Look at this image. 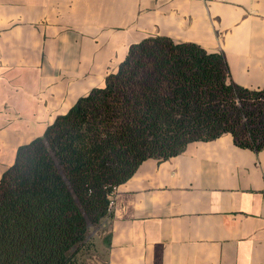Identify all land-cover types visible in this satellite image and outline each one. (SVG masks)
Segmentation results:
<instances>
[{
  "label": "crops",
  "instance_id": "0c3cea01",
  "mask_svg": "<svg viewBox=\"0 0 264 264\" xmlns=\"http://www.w3.org/2000/svg\"><path fill=\"white\" fill-rule=\"evenodd\" d=\"M224 55L264 86V0H0V175L146 36ZM93 264H264V149L229 133L143 159L118 184Z\"/></svg>",
  "mask_w": 264,
  "mask_h": 264
},
{
  "label": "trees",
  "instance_id": "16d2710c",
  "mask_svg": "<svg viewBox=\"0 0 264 264\" xmlns=\"http://www.w3.org/2000/svg\"><path fill=\"white\" fill-rule=\"evenodd\" d=\"M229 133L264 149V86L229 75L224 55L146 36L101 86L19 145L0 175V264H82L89 223L110 215L114 188L145 158Z\"/></svg>",
  "mask_w": 264,
  "mask_h": 264
},
{
  "label": "rangeland",
  "instance_id": "374dc122",
  "mask_svg": "<svg viewBox=\"0 0 264 264\" xmlns=\"http://www.w3.org/2000/svg\"><path fill=\"white\" fill-rule=\"evenodd\" d=\"M90 229V240H91V247L82 251L80 255V259L82 260V264H93L94 259H96L99 239L101 238L102 234L105 230V225L103 222L99 225H92L89 223Z\"/></svg>",
  "mask_w": 264,
  "mask_h": 264
},
{
  "label": "built area",
  "instance_id": "2783aa9c",
  "mask_svg": "<svg viewBox=\"0 0 264 264\" xmlns=\"http://www.w3.org/2000/svg\"><path fill=\"white\" fill-rule=\"evenodd\" d=\"M110 206H111V200L109 201V203H108V207L110 208Z\"/></svg>",
  "mask_w": 264,
  "mask_h": 264
}]
</instances>
